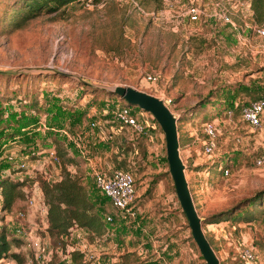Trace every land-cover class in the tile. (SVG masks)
Here are the masks:
<instances>
[{"label":"rangeland","instance_id":"1","mask_svg":"<svg viewBox=\"0 0 264 264\" xmlns=\"http://www.w3.org/2000/svg\"><path fill=\"white\" fill-rule=\"evenodd\" d=\"M23 1L0 0V144L12 142L11 148L26 159V168L15 175L29 179L21 187L25 193L15 198L9 211L1 209L0 195V231L5 229L10 250L26 255L28 263L32 256L56 263L61 253L78 249L88 239L74 229L65 248L54 245L46 231L47 214L28 202L32 191L44 199L42 179L60 177L63 158H50V150L59 147L72 157L67 168L92 190L94 211L111 208L106 196L99 200L94 171L130 169L139 193L135 203L146 228L140 239L166 246L162 254L168 264H207L177 198L165 159L164 133L156 119L133 105L141 109L139 118L154 127L153 142L159 147L153 150L145 135L134 131L132 143H122L115 130L113 113L123 98L112 89L125 85L163 99L177 116L186 179L221 264H245L239 248L248 244L254 246L255 264H264V200L249 221L220 216L264 189V160L256 163L264 158V114L261 125L253 128L239 111L242 104L264 96V35L219 22L184 21L189 28L178 29L175 20L163 18L169 3V12L181 9L173 0L163 1L158 16L144 15L136 7L134 1L156 12L159 5L145 0H79L42 11L14 27L12 21L20 12L12 8H25ZM236 9L240 16L243 7ZM244 14L247 19L246 10ZM148 73L156 76L155 82L147 81ZM207 97L211 104L202 106ZM229 105L236 107L231 118ZM202 120L215 121L221 130L210 156L196 139ZM214 157L229 168L228 174L210 165ZM8 166L1 158L0 175ZM35 176L36 181L31 178ZM16 228L23 230V237ZM28 233L40 238V249L30 248Z\"/></svg>","mask_w":264,"mask_h":264},{"label":"trees","instance_id":"2","mask_svg":"<svg viewBox=\"0 0 264 264\" xmlns=\"http://www.w3.org/2000/svg\"><path fill=\"white\" fill-rule=\"evenodd\" d=\"M74 1L79 0H25L23 1L25 8H22V6H19L20 8H12V10H19L20 12V14L18 15V13L14 11L16 12L17 17L12 21V24L14 27H17L21 24V20L37 15L42 11H55L60 7L65 6ZM145 1L151 2L154 5H159L157 10L163 8L164 0ZM173 1L180 3L184 0ZM249 19L253 22L264 25V0H249ZM207 23L211 24L213 23V21H209ZM207 23L204 24L207 25ZM107 93H110V91ZM259 97L264 96H257L253 99ZM121 100V103H118L114 110L118 109L122 105H128L132 108L139 109V107L133 106L134 104H130L124 99ZM117 102H119V100ZM209 102L210 100L208 97L203 99L202 106L206 104H211ZM244 104L239 107L240 114L241 108ZM229 107L232 112H234L236 109V107L233 105H229ZM132 111H134V109H132ZM212 117L214 116H211L210 118ZM140 134H144V132ZM178 138L179 144H181V136L178 135ZM55 151L57 155L63 158L60 166V177L57 180L52 181L42 179L40 182V188L43 193L44 201L47 205L46 231L49 234V237L52 238V243L54 245L58 246L61 244L60 246L65 248L66 240L70 237L71 232L74 229H81L85 232L86 237L92 240L96 236H100V234L106 231L107 223L103 220L104 215L102 212L97 213V211L93 210L94 199H92V190H89L86 183L83 182L82 178L79 175H77L76 173H72L67 168V165L71 164L73 161L72 157L67 156V151H61L59 147L57 150L55 149ZM12 165L15 167H13ZM210 165L217 169L219 168L220 170L223 167H227L225 165H222L221 160L217 159L216 157L211 160ZM210 165L206 163L205 167L209 168ZM19 168L20 167L14 165L13 163H10V166H8L7 171H4L5 173L0 175V195L2 199L1 209L4 211H9L12 207L15 198L25 193V191L21 189V187L29 179L28 177L22 178L18 175H15V171H17ZM31 178L32 180L36 181L37 176ZM134 182L136 186V180H134ZM101 195L102 197L99 200L104 201L105 195H103L102 193ZM262 200H264V189L255 191L251 196L243 199L242 201H239V203L234 205V207L232 206L230 209L222 211L220 213V216L221 214H226L225 218L231 217L234 220L249 221L252 219L253 209L256 207H260V202ZM68 252L70 253L71 258L74 260L75 264H85L83 262L84 254L82 251L78 249H73L69 250ZM6 256L14 258L16 264H56L55 260L53 259L41 262L33 256L30 257V263H28L26 255L20 253L19 251L10 250V242L7 239L5 229L3 228L0 231V259Z\"/></svg>","mask_w":264,"mask_h":264},{"label":"built area","instance_id":"3","mask_svg":"<svg viewBox=\"0 0 264 264\" xmlns=\"http://www.w3.org/2000/svg\"><path fill=\"white\" fill-rule=\"evenodd\" d=\"M134 3L144 15L150 14L158 16L157 13H162L163 11H146L135 1ZM170 4L171 3L168 4V10L165 11L163 18H165V21L170 19L175 20L177 22L175 25L178 24V29L180 27L189 28V24H185L184 21H187L188 23L199 22L200 25L213 21L228 24L233 29H254L258 35H264V25L258 24L249 19V0H227V3L218 0H184L179 3L181 9L175 13L169 12V8H171ZM173 5L177 4L173 3ZM239 6L241 9L243 7L240 16L236 13L238 10L236 7ZM244 10L248 12L247 19ZM239 36L241 35L239 34ZM146 79L153 83L156 81V76L148 73ZM132 109L134 108L128 105H122L114 111L113 118L120 126L129 127L135 132H148L153 125H151L150 122H144L143 118H139L140 115L142 116L141 109H134V111H132ZM227 114L231 118L232 110H228ZM263 114L264 97L253 99L244 104L241 108L243 121L253 128H257L261 125V117ZM61 130L68 134L65 128H61ZM220 134L221 130L215 121L208 120L201 123V135H196V139H198V142L200 143L199 147L205 155L210 156L214 152L216 140ZM109 135L112 136L111 133ZM11 145V141H6L0 144V159L3 158L6 162L13 163L22 169L26 168V159L19 157L16 150L11 148ZM50 158L52 160H58L56 151L50 150ZM263 160V157H259L256 160V163L261 165ZM221 170L224 174H228L229 172L228 167H223ZM93 175L96 188L109 199V203L113 207L118 209L121 213L133 214L132 208L135 204L137 195L134 175L130 170L124 168H115L110 172L96 170ZM41 198V196H37L35 192L32 191V193L28 195V202L31 206L37 205V207L46 214L47 206L44 199ZM103 220L106 223H109L112 220V216L106 214L104 215ZM16 231L19 236L23 232L21 228H16ZM28 234L29 242H27V244L30 248L35 250L40 249V238L36 235ZM73 249L74 247H71L69 250ZM239 252L245 264H255L256 254L252 244L243 245V247L239 248ZM59 258L60 259L56 264H75L69 252L61 253ZM0 261L1 264H16L15 259L9 256L1 258Z\"/></svg>","mask_w":264,"mask_h":264},{"label":"crops","instance_id":"4","mask_svg":"<svg viewBox=\"0 0 264 264\" xmlns=\"http://www.w3.org/2000/svg\"><path fill=\"white\" fill-rule=\"evenodd\" d=\"M115 130L121 136L120 140L122 143H132L134 134L132 129L118 125ZM135 134L140 135V133L136 132ZM143 135H145L147 145L151 143V149L159 147L156 142H153L155 135H153L152 129L144 132ZM130 171L134 175V172ZM138 194L136 189V195L138 196ZM110 206L111 208L104 206L102 209L103 215L109 214L112 216V220L107 223L106 231L92 240L86 239V243L78 247L84 254L83 262L85 264H168L164 254H162V249H165L166 246L163 248L160 245L156 247L155 241L140 239L146 228L145 225L141 224L142 216L140 215L139 206L136 203L134 204L132 208L133 214L121 213L111 204ZM137 218L139 220H136ZM126 225L134 228L127 230ZM137 230H139L138 235L135 233ZM83 233L85 232L83 231ZM237 255L239 256V253ZM173 264H177V262H173Z\"/></svg>","mask_w":264,"mask_h":264},{"label":"water","instance_id":"5","mask_svg":"<svg viewBox=\"0 0 264 264\" xmlns=\"http://www.w3.org/2000/svg\"><path fill=\"white\" fill-rule=\"evenodd\" d=\"M126 102L148 111L164 133L166 160L180 206L188 220L191 235L207 264H221L202 228V221L195 207L185 174V164L180 156L177 116L163 99L133 86L117 85L112 89Z\"/></svg>","mask_w":264,"mask_h":264}]
</instances>
